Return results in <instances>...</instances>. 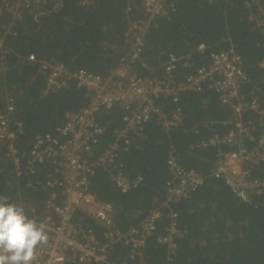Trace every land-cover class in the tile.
<instances>
[{"label": "trees", "instance_id": "16d2710c", "mask_svg": "<svg viewBox=\"0 0 264 264\" xmlns=\"http://www.w3.org/2000/svg\"><path fill=\"white\" fill-rule=\"evenodd\" d=\"M58 1L45 0L49 13L36 22L27 11L11 18L0 9V32L7 31L3 38L6 53L0 61V109L7 97L14 100L13 117L22 123L23 131L13 147L22 167L36 135L52 134L63 123L65 113L87 103L84 92L73 85L45 94L38 64L28 62L27 56L106 76L126 53L122 39L128 21L141 16L140 0H62L57 10L51 11ZM246 1L173 0V12L159 19L146 34L133 72L140 76L160 74L168 54L185 55L199 44L206 45L208 53L232 45L241 58L249 86L259 85L264 93V68L258 66L264 60L262 38L260 30L247 20ZM261 4L264 8V0ZM192 59L198 67L208 63L207 57ZM179 69L176 77L185 73ZM157 103L165 113L178 109L182 123L164 132L152 118L143 125L142 137L129 135L118 145L124 173L131 179L139 176L141 183L121 194L100 169L89 181V191L96 199L113 206L114 226L121 233L137 226L151 212H160L156 229L140 255L130 258L129 248L119 242L109 250L106 264H264V198L257 197L251 203L240 201L221 181L209 177L215 148L197 147L226 131L223 122L228 120L229 110L221 107L217 96L209 91L183 93L175 103L167 99ZM121 116L118 107L96 114L103 133L92 147L93 156L113 141V132L122 128ZM6 147L0 142V196L24 207L29 218L39 217L50 192L43 183L52 168L46 162L35 163L32 174L16 177L12 161L5 156ZM171 155L180 165L200 172L205 180L188 199L170 205L184 236L176 241L177 250L169 256L157 238L165 234L168 225V208L162 203L169 178L166 160ZM80 224L99 242H105L99 224L85 217Z\"/></svg>", "mask_w": 264, "mask_h": 264}, {"label": "built area", "instance_id": "2783aa9c", "mask_svg": "<svg viewBox=\"0 0 264 264\" xmlns=\"http://www.w3.org/2000/svg\"><path fill=\"white\" fill-rule=\"evenodd\" d=\"M54 3L51 11L61 6ZM212 2L213 0H204ZM262 0L244 3L247 20L260 30L264 49V8ZM1 10L11 18L24 11L36 22L49 11L45 0H0ZM84 5V2L81 3ZM126 10L129 11V8ZM141 16L128 21L123 34L126 50L117 66L108 75L101 76L84 69H70L53 60L36 61L33 55L27 61L38 64L43 77L44 92L55 93L71 85L84 92L87 103L77 111L67 112L63 123L52 134L36 135L31 144L25 167H22L13 143L22 134V123L15 120L14 100L7 97L0 109V142L7 144L6 157L14 166L16 177L32 174L35 163L46 162L52 171L43 187L49 195L43 212L34 217L45 226L47 243L38 246L33 264H106L109 250L117 243L129 248V257L140 255L147 238L155 231L158 210L147 215L137 226L119 232L114 226V208L100 202L89 191V181L97 169L104 171L115 189L126 194L135 189L141 178H129L118 160V145L129 135L142 137L143 125L154 118L164 132L182 123L179 110L165 113L158 101L175 103L187 92L209 91L217 96L221 107L229 110L227 126L222 135H213L197 147H214L215 160L209 177L221 181L243 203L264 198V93L259 85H250L242 61L232 45L227 49L209 52L199 44L185 55L170 53L160 66V74L140 76L132 67L140 61L144 39L159 19L167 18L174 10L173 0H140ZM0 32V61L4 59L3 38ZM207 57L205 66H196L192 57ZM264 68V60L259 65ZM181 68L185 73L176 77ZM153 73V71L151 70ZM264 84V79L261 81ZM249 89L242 92L246 86ZM113 107L121 110L122 128L113 132V141L96 156L92 147L98 142L103 128L96 122V114ZM224 147L226 149H224ZM169 178L165 183V201L168 225L157 242L167 248L169 256L177 250L176 241L184 236L177 227V215L170 205L186 200L204 183L200 172L179 164L174 156L166 160ZM41 185V182H39ZM81 213L82 217L77 218ZM85 217L104 229L105 242H99L80 224ZM170 260V257L167 259Z\"/></svg>", "mask_w": 264, "mask_h": 264}, {"label": "clouds", "instance_id": "9594fccd", "mask_svg": "<svg viewBox=\"0 0 264 264\" xmlns=\"http://www.w3.org/2000/svg\"><path fill=\"white\" fill-rule=\"evenodd\" d=\"M45 226L24 207L0 196V264H33L38 246L47 243Z\"/></svg>", "mask_w": 264, "mask_h": 264}, {"label": "crops", "instance_id": "0c3cea01", "mask_svg": "<svg viewBox=\"0 0 264 264\" xmlns=\"http://www.w3.org/2000/svg\"><path fill=\"white\" fill-rule=\"evenodd\" d=\"M6 100V99H5ZM4 103H5V101H4Z\"/></svg>", "mask_w": 264, "mask_h": 264}]
</instances>
